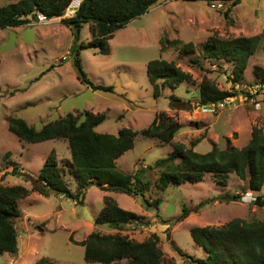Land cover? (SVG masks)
Instances as JSON below:
<instances>
[{"label": "rangeland", "instance_id": "1", "mask_svg": "<svg viewBox=\"0 0 264 264\" xmlns=\"http://www.w3.org/2000/svg\"><path fill=\"white\" fill-rule=\"evenodd\" d=\"M18 1L0 0V8ZM68 18L60 16L48 24L32 25L35 17L28 16L27 24L0 29V185L31 189L45 161L54 154L58 166L64 167L65 180L73 194L78 188L65 167L71 158L68 141H22L8 128L10 116L23 118L39 129L68 113H104L106 117L96 131L117 134L123 127L139 131L156 114L166 111L181 125L174 142L194 147L200 153L209 152L214 145L226 149L228 140L242 147L251 139L254 127H260L264 134V87L255 72L256 67L264 68V0H158L146 14L114 33L108 41V54L98 47L80 48L79 57L92 84L113 86L112 91L94 89L77 79L73 50L93 40L91 23L83 24L77 41L72 27L63 22ZM255 35L261 36V43L249 58L241 84L231 80L232 62L205 57L210 37ZM166 39L176 43L161 45V40ZM189 42L195 51L183 54L180 48ZM157 58L175 61L192 80L182 81L176 88L163 85L160 80L163 87L156 95L147 65ZM205 77L238 95L227 98L225 107L213 113L198 107L203 104L199 89ZM172 95L185 103V109L171 108ZM172 151L171 144L139 134L134 147L118 158L121 170L140 173L148 182L144 197L104 191L96 185L87 189L83 203L65 195L31 192L19 201L20 215L13 217L18 253L0 254V264H39L41 258H48L50 264H105L84 258L85 247L81 243L93 231L120 232L138 242L156 234L165 264H192L177 252L180 249L195 258L206 257L204 248L193 240L191 228L221 226L236 218L264 220V206L254 204L256 196L264 198V187L253 191L248 188V179L235 174L230 175L226 185L220 184L214 174L206 173L199 182L172 184L161 191L157 183L162 168L156 167L155 162ZM13 167L20 173L12 175ZM233 195L240 198L230 202L217 200ZM106 196L136 212L137 219L122 230L96 224ZM201 202L205 203L197 209ZM185 208L191 213L182 219ZM109 264L135 263L128 258Z\"/></svg>", "mask_w": 264, "mask_h": 264}, {"label": "trees", "instance_id": "2", "mask_svg": "<svg viewBox=\"0 0 264 264\" xmlns=\"http://www.w3.org/2000/svg\"><path fill=\"white\" fill-rule=\"evenodd\" d=\"M158 0H83L72 18L63 22L73 29L75 40H79L84 23H91L89 29L93 40L88 44L76 46L74 65L77 79L94 89L112 91L110 85H93L82 66L80 48L98 47L103 54L109 53V40L114 33L125 27L136 18L146 14ZM71 3V0H19L0 8V29L10 26H20L28 23V16L36 17L44 13L49 19L60 17ZM261 36H239L235 38L210 37L205 46V57L224 59L233 63L231 80L236 84L244 81V72L249 58L255 54L261 43ZM77 43V42H76ZM165 43H176L161 40ZM180 51L188 54L195 51L192 42L183 44ZM197 62V60H195ZM256 75L261 77L264 87V68L256 67ZM147 75L154 87L156 95L160 94L165 84L176 88L182 81H191L192 76L177 66L175 61L153 59L148 62ZM163 81V85L159 81ZM203 104L219 103L238 92L221 89L217 83L205 77L199 89ZM178 96L172 95L171 108H184ZM104 113L84 111L81 115H67L47 122L41 128L28 124L20 117L10 116L8 128L20 140L39 143L51 139H66L69 143L71 158L66 162V169L78 183L77 193L73 194L65 180L64 167H59L56 156L51 154L42 166L38 178L34 180L31 189L23 185H0V254L18 253V231L14 216L20 215L19 201L39 192L42 195H65L78 199L83 203L87 189L96 185L104 191L121 192L128 195L144 197L149 189L147 181L140 173L130 174L118 167L117 160L132 149L136 137H154L171 144L173 151L166 157L155 162L162 171L158 187L164 191L169 185H181L186 182H199L206 173H212L216 180L226 185L231 174L242 180L248 179V188L261 191L264 187V134L260 127H254L249 142L237 147L228 140L226 149L214 145L209 152L200 153L194 147H187L182 142H174L181 125L166 111L156 114L153 121L145 128L137 131L131 127H123L117 134L100 133L96 126L105 119ZM12 175L19 174V169L13 167ZM240 196L218 197L217 200L230 202ZM157 204L160 200L155 201ZM146 203L147 200H146ZM201 202L197 207H201ZM254 204L264 206V198L256 196ZM191 211L184 209L182 219ZM136 212L121 207L111 197L104 198V205L95 218L98 225L106 224L113 229L122 230L125 224L137 219ZM193 240L204 248L206 257L195 258L177 249L184 259L192 264H264V220L246 221L233 219L221 226L207 225L191 228ZM159 236L153 234L142 242L134 241L120 232L103 234L93 231L81 243L85 247L84 258L87 262L109 264L123 259H130L135 264H165L163 253L158 246ZM48 258H41L39 264H50ZM168 264H175L170 262Z\"/></svg>", "mask_w": 264, "mask_h": 264}, {"label": "built area", "instance_id": "3", "mask_svg": "<svg viewBox=\"0 0 264 264\" xmlns=\"http://www.w3.org/2000/svg\"><path fill=\"white\" fill-rule=\"evenodd\" d=\"M83 0H71V3L67 7V9L64 11V14L62 15L63 18H72L75 15V12L79 9L81 2ZM219 5L221 6V2H219ZM62 19V18H57ZM56 19V20H57ZM44 13L40 12L35 17L34 21L31 23L32 25L35 24H48L51 22ZM225 101L219 102V103H209V104H203L201 107H204V109L208 112H215L217 109L224 108L225 107Z\"/></svg>", "mask_w": 264, "mask_h": 264}, {"label": "water", "instance_id": "4", "mask_svg": "<svg viewBox=\"0 0 264 264\" xmlns=\"http://www.w3.org/2000/svg\"><path fill=\"white\" fill-rule=\"evenodd\" d=\"M199 106H201V104H200V105H198V107H199Z\"/></svg>", "mask_w": 264, "mask_h": 264}, {"label": "clouds", "instance_id": "5", "mask_svg": "<svg viewBox=\"0 0 264 264\" xmlns=\"http://www.w3.org/2000/svg\"><path fill=\"white\" fill-rule=\"evenodd\" d=\"M203 105V104H202Z\"/></svg>", "mask_w": 264, "mask_h": 264}]
</instances>
